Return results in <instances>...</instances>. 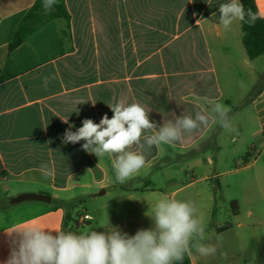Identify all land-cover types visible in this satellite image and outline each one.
Masks as SVG:
<instances>
[{"label":"crops","instance_id":"0c3cea01","mask_svg":"<svg viewBox=\"0 0 264 264\" xmlns=\"http://www.w3.org/2000/svg\"><path fill=\"white\" fill-rule=\"evenodd\" d=\"M34 2L0 0V200L24 192L52 199L30 201L32 213L0 226V264L18 224L78 234L110 225L134 235L154 226L146 213L156 199L176 194L196 202L206 224L202 243L217 250L201 256L193 249L191 264H264V54L248 57L240 20L228 30L219 25L228 0H65L69 19L47 22L9 50ZM255 2L264 17V0ZM205 98L230 108L236 132L212 125L153 148L124 184L115 182L108 157L84 151V141L63 142L70 125L75 132L86 118H112L110 103L139 102L162 126L172 113L194 117ZM243 172L251 177L238 183ZM231 183L235 195L226 204L220 198ZM105 196H112L103 206L112 205L108 220L93 222ZM77 201L83 215L65 224L66 205Z\"/></svg>","mask_w":264,"mask_h":264},{"label":"clouds","instance_id":"9594fccd","mask_svg":"<svg viewBox=\"0 0 264 264\" xmlns=\"http://www.w3.org/2000/svg\"><path fill=\"white\" fill-rule=\"evenodd\" d=\"M57 0H43L45 11ZM253 25L261 17L251 9L245 10L240 0H228L219 6L218 23L228 30L235 20ZM198 24V21H197ZM49 77H44L47 87ZM241 87H244L241 82ZM204 108L192 115L182 113L158 126L149 118V110L139 102L120 100L108 104L113 116L105 114L99 123L84 119L75 132L70 125L63 142L76 144L84 141L82 149L98 159L108 157L115 182L124 184L147 164L146 153L163 145H174L212 125L236 132L229 118L230 108L223 103L205 98ZM68 122V119L65 121ZM90 170V169H89ZM39 171L49 177L51 171L41 164ZM154 226L140 229L134 235L118 227L104 231H51L38 223H21L12 229L11 252L6 264H177L193 249L201 256L216 253L215 246L202 243L206 239V224L196 202L163 196L155 200L146 213Z\"/></svg>","mask_w":264,"mask_h":264},{"label":"trees","instance_id":"16d2710c","mask_svg":"<svg viewBox=\"0 0 264 264\" xmlns=\"http://www.w3.org/2000/svg\"><path fill=\"white\" fill-rule=\"evenodd\" d=\"M241 4L246 11L251 9L253 13L259 14L255 0H241ZM58 18L69 19L65 0H57L56 4L49 11H45L43 0H35L31 8L25 13L15 27L12 39L9 43V50L18 47L25 39L30 37L47 22ZM246 21L247 17L245 18V21H241L243 45L248 57L250 59H255L264 54V18L257 19L253 25H250ZM249 99H246L245 102H248ZM236 205V201L231 203L233 209H236ZM69 214L70 213L68 212L66 213L65 224L68 220L75 221V219H71ZM177 264H191L189 256L185 255L183 261L177 262Z\"/></svg>","mask_w":264,"mask_h":264},{"label":"rangeland","instance_id":"374dc122","mask_svg":"<svg viewBox=\"0 0 264 264\" xmlns=\"http://www.w3.org/2000/svg\"><path fill=\"white\" fill-rule=\"evenodd\" d=\"M247 128L251 129V125H249ZM234 176H237V174H235ZM250 177L251 176L248 172L240 173L238 175V178H237V180H239L238 183L246 182V180H249ZM154 180H155V183H157L159 185L164 184V182L162 181V179L159 176L158 177L155 176ZM233 187H234V185L231 183V186L229 189L228 188L225 189V187L223 188L225 190L223 191L220 199L222 200V198H223L226 201L225 202L226 204H227L228 198L232 195H235ZM164 188H165V185H164ZM180 195L181 194H176L175 196H170V197L180 199ZM111 197L112 196H110V197L105 196L101 200V202L96 205L97 207L99 206L100 210L96 211L92 214L94 216L93 222H98L99 220L100 221H107L108 220V218H107L108 214H109L108 211H110V209L112 208V205H107V207H105V208H103V206L106 205L108 201L112 200ZM154 200H155V196H154V193H152L151 196H147L146 203L147 204L153 203ZM9 201H10V199H8L6 201L0 200V207L2 208V209H0L1 210V212H0V226H3L4 224H6L10 221L16 220V219L21 218L23 216H26V215L32 213L34 210L33 207L29 206V203H32L30 201L21 202V203L14 204V205H10ZM85 206L89 210L92 208L86 204H85ZM66 208H67V212L70 213L69 215H71L74 219L75 218L80 219V217L83 215L84 206L82 203H79L78 201H77V203L74 202L72 204H70V203L67 204ZM71 223H73L72 220H71Z\"/></svg>","mask_w":264,"mask_h":264},{"label":"water","instance_id":"95a60500","mask_svg":"<svg viewBox=\"0 0 264 264\" xmlns=\"http://www.w3.org/2000/svg\"><path fill=\"white\" fill-rule=\"evenodd\" d=\"M52 199L51 195L46 193H36V192H24L17 196L10 198V203L17 204L25 201H44L50 202Z\"/></svg>","mask_w":264,"mask_h":264}]
</instances>
